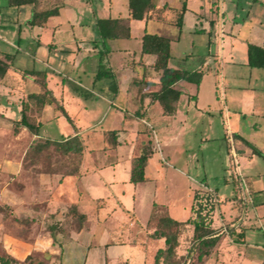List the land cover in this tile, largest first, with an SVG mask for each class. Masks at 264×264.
<instances>
[{"label":"crops","instance_id":"0c3cea01","mask_svg":"<svg viewBox=\"0 0 264 264\" xmlns=\"http://www.w3.org/2000/svg\"><path fill=\"white\" fill-rule=\"evenodd\" d=\"M73 1L37 0L36 4H32L33 11L57 8L58 14L48 17L42 23H28L34 34L24 39L19 36L14 43V48L18 50L20 42L26 44V50L32 53L36 61L43 64L46 85L70 116L73 125L71 128L66 126L67 131L63 133L54 131L55 126L51 125H55L64 116L52 103L45 105L39 113L40 116L36 118L41 123L39 135L31 134L23 126L13 132L14 138L19 141L22 138L32 139L34 136L59 141L78 134L84 144L83 161L75 164L68 172L33 171L24 168L20 163L5 166L15 174L14 180L21 185L8 194L7 203L12 207L10 218L26 231L24 235L3 234L0 243L7 250V254L19 261L36 253L42 258L34 263L42 264H154L156 251L165 245L164 237L154 236V233L164 231L178 235L179 245L176 252L178 255H185L193 236V225L186 221L193 217L194 189L191 184H186L189 181L184 180L192 181V178L177 167V162L184 154L181 167L186 168L188 160L185 154L190 149L185 142L176 147L173 141L183 132H187L188 118L199 115L189 108L190 102H195L196 112L199 113L202 108L196 107L198 98L195 95H188L189 100L181 110L180 102L185 95L182 89H179L182 94L173 115L163 114L159 105L156 108L159 103L152 99V93L159 88L160 72L153 68L157 54L142 51L143 36L153 34L168 40V65L173 68L181 69L178 62L186 63L191 57L196 33L208 32L211 39H219L218 57L223 58L225 35L233 34L232 26L225 18L227 3L225 0L217 2L212 7L210 17H201L192 13L190 0H179L174 6L167 0H153L154 6L142 19L128 21L130 38L102 40L92 30L93 27L96 30L95 19L127 18L128 0L102 1L99 5V14L102 15L99 16L92 11L90 15L84 14V9H88V0H82L85 3L80 2L81 5L74 4L71 7L78 15L62 16V21L61 15H64L68 4ZM78 1L75 0V3ZM254 1H260L264 5V0ZM183 2L186 10L179 26L177 21ZM201 6V3L198 4L197 9L201 10ZM237 6L236 3L235 8ZM232 15L230 13L229 17ZM136 21L142 23V27L134 35L132 25ZM149 23L155 28L149 30ZM157 25L168 26V29H161ZM132 40L135 41V46L130 45ZM256 45L264 47L262 44ZM103 50L105 53L102 63L115 76L114 92L110 88V80H94ZM3 53L0 50V54ZM228 56L230 60L233 59L231 53ZM242 63L247 64V51ZM48 69L60 74V80L55 81L56 87L50 85L53 75L47 72ZM67 71L71 75L65 73ZM33 79L31 73L23 77L28 88L27 93L40 91L39 85ZM176 84L177 82L175 88ZM72 85L87 91V95L83 96L74 91ZM13 99L14 96L0 99V113L11 119L12 126L13 121L20 118L22 103L21 101L17 104L16 109L7 106L14 103ZM103 101L116 106L115 101L123 107L110 108L109 125L97 129L101 121L98 114ZM253 113L264 117V112L260 109ZM179 117L182 121L176 131L172 124ZM112 130L116 132L115 141L111 136L108 141V133ZM152 132L155 139L158 137L161 140L157 157L162 162L156 164V174L153 176L147 173L156 155ZM147 143L154 146V149L145 166V179L133 183L130 180L132 158L139 155ZM253 143L257 146L256 142ZM258 150L263 152L264 147H258ZM164 166H170L179 173L178 176L167 181V172L162 171ZM247 175L249 179L244 193L248 196L255 216L264 215V196H261L264 187L260 192L253 186L254 181L249 177L251 175ZM183 180L184 186L188 187L184 192ZM171 186L173 190L169 191ZM215 196L218 203L212 217L216 218L220 213L225 215L229 225H237L236 231L244 232L243 240L246 241L248 229L244 225H247L249 216L236 213L229 197H219L216 191ZM74 219L78 222L77 227L69 225ZM241 220L242 223L239 222ZM239 226L245 229L241 230ZM213 227L217 229L214 225ZM225 238L229 237L224 235L220 243Z\"/></svg>","mask_w":264,"mask_h":264},{"label":"rangeland","instance_id":"374dc122","mask_svg":"<svg viewBox=\"0 0 264 264\" xmlns=\"http://www.w3.org/2000/svg\"><path fill=\"white\" fill-rule=\"evenodd\" d=\"M102 1L105 0H88L86 2L88 9L85 7L83 13L90 15L92 11L98 16L102 15L99 14V5ZM167 1L171 6H174L179 0ZM221 1L190 0L194 11L192 13L196 16L210 17L212 7ZM225 1L228 9L225 18L227 23L229 21L232 26L233 34L225 35L223 58L218 57L220 55L219 39H211L209 33L205 32L194 35L192 54L186 63L184 61L178 62V65L182 67L181 69L202 73L199 84L186 80L177 82L176 88L185 92L180 102V109L183 110V107L186 106V101L189 100L188 95H195L198 98L196 107L202 109L199 110V113L196 112L195 102L189 101L191 104L189 108L199 115L188 118L187 132L181 133L182 135L178 136L173 143L177 147L180 146L181 142H185L190 149L185 154L188 166L186 168L181 167L183 166L184 154L177 162V167L192 178V181L184 179L190 182L186 184H191L194 193L208 192L217 198L215 196L216 191L219 197H229L236 213L245 215V217L249 216L247 225H244L247 226L248 230L245 241L243 240L244 232L236 231L237 225L233 227L229 225L225 215L220 213L216 218H213V213H211L212 227L214 225L218 230H223L224 235L229 238H225L222 243L219 242L202 261H198L196 253L193 252L189 262L185 261L183 264H264V215L255 216L248 196L244 193L246 189L244 187L247 186L249 179L247 174L251 175L249 177L254 181L253 186L256 189L262 192L264 187V150L263 152L260 151V155L254 151V149L258 150V147L261 149L264 147V117L253 113L257 109L264 112V68L250 67L242 63L246 57L248 42L264 45V5L260 1L254 0ZM80 2L83 1L79 0L75 3L74 0L70 2L67 6L68 9L64 11V15H61V20H64L62 16L65 17V15L76 17L78 14L71 7L74 4L79 5ZM200 3L202 6L199 9L201 10H198ZM236 3L237 8H235ZM32 11V4L11 6L8 5L7 0H0V50L4 51L3 54H0V67H5L4 74L0 75V99L14 96V103L7 105L14 107V109L26 97L28 88H26L23 77L28 76V70L32 69L36 72L32 73L34 82L41 79V74H37L38 72L46 71L43 64L36 61L32 53L26 50V44L20 42L19 50L14 48V43L19 36L24 39L34 34L32 27L28 24ZM124 11L125 8L122 13ZM230 13L233 14L231 17H229ZM169 16H171V12H169ZM141 24L138 21L133 23L132 32L134 35L139 33ZM152 27L155 28L149 23L148 29L151 30ZM157 27L168 29V26L157 25ZM92 30L97 34L94 27ZM135 44L134 40L130 41L131 46H135ZM230 53L233 56L232 60L228 56ZM16 71L18 73H15ZM47 72H51L53 75L50 85L56 87L55 81L60 80V74L54 73L51 69H48ZM65 73L71 75L69 71ZM141 76L142 72L139 73V77ZM108 80L110 79L104 81ZM114 103L120 108L123 107L115 101ZM116 106L102 102L101 111L98 114L101 121L96 127L97 129L106 128L109 125L111 114L109 109H116ZM41 110H32V116L36 119L40 116ZM160 110H162L161 106ZM181 121V117H179L172 124L174 130H178L176 127H179ZM54 124L51 125L55 126L54 131L62 133L67 131L66 126L71 128L72 125L64 117H61ZM57 126L60 129L56 128ZM151 135L153 145L156 148V155L151 161L147 173L153 176L156 174V164H162V162L157 157L160 139L154 138V132ZM14 136L11 119L0 113V193H2L0 195V238L3 234L24 235L26 231L17 226L14 220L10 218L12 207L7 203L8 194L21 185L17 180H14L15 174L11 173L5 166L20 163L24 168H30L33 171L61 170L68 172L75 164H81L83 161V152L81 154H64L53 145L37 150L36 144L43 143L44 138L34 136L32 139L25 140L22 138L19 141ZM109 136L108 141L111 140ZM253 141L257 143V146ZM16 160L18 162L15 163ZM32 165L35 166L32 167ZM164 170L167 172V181L179 174L170 166H164L162 171ZM184 180L182 186L185 185ZM187 185L182 187L183 192L188 189ZM171 190H173L172 186L169 187V191ZM261 196L263 197L264 193ZM217 203L218 201L215 200V204ZM246 212L248 213L246 214ZM239 222L242 223V220ZM69 225L77 227L78 222L74 219ZM239 227L241 230L245 229V227ZM6 251L0 243V255L5 254ZM31 258L34 264L36 260L42 257L32 253ZM19 264H23L22 261Z\"/></svg>","mask_w":264,"mask_h":264},{"label":"trees","instance_id":"16d2710c","mask_svg":"<svg viewBox=\"0 0 264 264\" xmlns=\"http://www.w3.org/2000/svg\"><path fill=\"white\" fill-rule=\"evenodd\" d=\"M8 5L20 6L23 4H36L37 0H7ZM129 16L127 18H96L95 25L97 33L102 40L116 39V38H130V27L128 21L130 19H142L146 12L154 6L153 0H128ZM186 10L185 2L181 7L177 24L181 26L183 13ZM58 14L57 8H51L42 11H33L31 18L28 20L30 25H35L46 21L50 16ZM142 51L148 53H155L156 59L153 68L160 72L159 88L152 93V99L157 101L162 108V113L165 115H173L176 112V103L182 94V91L175 88V83L180 80H186L199 84L201 81L202 73L200 71H189L185 69L173 68L168 65L170 58L169 43L164 37L145 34L143 36ZM103 50L100 54L94 80L110 79L112 84L111 90H116L115 76L111 70L106 68L102 63ZM247 65L250 67L264 68V47L248 43L247 44ZM5 72V67H0V75ZM28 73H36L33 70H28ZM41 74V79L36 81L40 87L38 92H29L26 94L25 99L21 103L20 118L13 121V131L17 132L19 126L25 127L31 134L39 135L41 123L35 119L31 111L42 109L47 104L54 103L56 109L60 110L66 120L73 125V121L67 114L63 106L59 103L58 99L53 95L52 91L46 85L45 72H38ZM72 89L79 92L81 95L86 96L87 91L81 89L76 85H72ZM111 139L115 141V130L110 131ZM48 145H53L57 150L64 154L75 153L81 154L84 149V144L81 137L76 134L62 140H49L45 139L43 143H37L36 149H41ZM152 147L148 143L145 144L141 153L134 156L131 161V175L130 180L133 183L141 182L145 179V166L148 158L153 152ZM257 154H261L259 150L254 149ZM216 204L213 196L208 193H194L192 212L193 217L189 218L186 222L193 225V236L190 246L185 255H178L176 249L179 245L178 235L169 232H155L154 236H162L165 239V245L159 248L154 256V264H183L190 259L191 254L196 253L198 261L206 258L212 250L218 245L221 238L224 236L222 230L215 229L211 225V213L215 209ZM79 217H83L79 215ZM31 255H27L22 263L33 264ZM20 261L5 253L0 255V264H19ZM34 264H42L40 262Z\"/></svg>","mask_w":264,"mask_h":264},{"label":"built area","instance_id":"2783aa9c","mask_svg":"<svg viewBox=\"0 0 264 264\" xmlns=\"http://www.w3.org/2000/svg\"><path fill=\"white\" fill-rule=\"evenodd\" d=\"M238 175H240V173L238 172ZM244 185H245V183H244ZM244 188H246V185H245V187ZM212 196H213V194H211ZM213 200H214V202H215V200H216V198L215 197H213Z\"/></svg>","mask_w":264,"mask_h":264}]
</instances>
